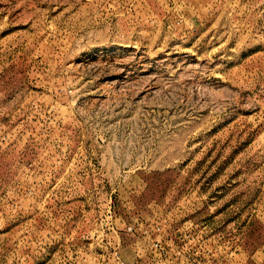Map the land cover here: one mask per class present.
I'll return each mask as SVG.
<instances>
[{"label": "rangeland", "instance_id": "374dc122", "mask_svg": "<svg viewBox=\"0 0 264 264\" xmlns=\"http://www.w3.org/2000/svg\"><path fill=\"white\" fill-rule=\"evenodd\" d=\"M0 264H264V0H0Z\"/></svg>", "mask_w": 264, "mask_h": 264}]
</instances>
